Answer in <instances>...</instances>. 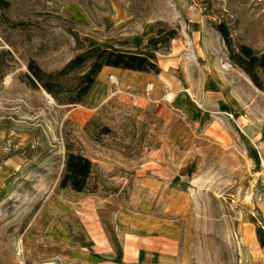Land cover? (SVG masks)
<instances>
[{
  "label": "rangeland",
  "instance_id": "obj_1",
  "mask_svg": "<svg viewBox=\"0 0 264 264\" xmlns=\"http://www.w3.org/2000/svg\"><path fill=\"white\" fill-rule=\"evenodd\" d=\"M220 22L264 55V0H0V264H264V66L258 85ZM161 25L178 36L151 50ZM94 45L149 56L154 90L114 76L90 110L30 82ZM69 151L83 192L60 187Z\"/></svg>",
  "mask_w": 264,
  "mask_h": 264
},
{
  "label": "trees",
  "instance_id": "obj_2",
  "mask_svg": "<svg viewBox=\"0 0 264 264\" xmlns=\"http://www.w3.org/2000/svg\"><path fill=\"white\" fill-rule=\"evenodd\" d=\"M214 27L222 35L229 49L230 59L242 67L250 75L252 80L259 85L255 68L264 66V55H259L251 46L246 44L240 45L239 49L235 50L227 24L220 22L216 23ZM177 36V28L161 25L156 29L155 35L148 39L146 47L151 50L168 48ZM88 62H90V67L81 76L76 94L69 95V97H66V100H63V97H61L63 94L61 79L69 73L82 68ZM105 66L142 72L160 73L161 71L158 63L145 54L94 45L78 53L62 69L56 72H47L35 60H30L28 64V78L34 86H42L58 102L76 104L81 103L89 93L98 74ZM92 171L93 161L88 156L80 152L69 151L66 155L64 169L60 179V187L83 192L88 188Z\"/></svg>",
  "mask_w": 264,
  "mask_h": 264
},
{
  "label": "crops",
  "instance_id": "obj_3",
  "mask_svg": "<svg viewBox=\"0 0 264 264\" xmlns=\"http://www.w3.org/2000/svg\"><path fill=\"white\" fill-rule=\"evenodd\" d=\"M157 74L158 73L154 72H142L105 66L98 74L94 85L80 105L90 110L100 107L109 95L110 86L112 84L111 76H115L118 84H121L123 87H131L139 92L143 90L146 81L157 82ZM149 84H153V86H149L148 88ZM149 84L147 85V90H154L155 84L151 82Z\"/></svg>",
  "mask_w": 264,
  "mask_h": 264
},
{
  "label": "built area",
  "instance_id": "obj_4",
  "mask_svg": "<svg viewBox=\"0 0 264 264\" xmlns=\"http://www.w3.org/2000/svg\"><path fill=\"white\" fill-rule=\"evenodd\" d=\"M111 80L115 81V77L114 76H111Z\"/></svg>",
  "mask_w": 264,
  "mask_h": 264
}]
</instances>
